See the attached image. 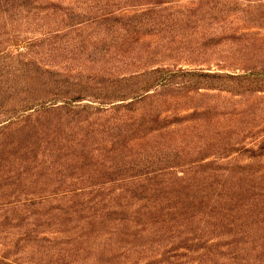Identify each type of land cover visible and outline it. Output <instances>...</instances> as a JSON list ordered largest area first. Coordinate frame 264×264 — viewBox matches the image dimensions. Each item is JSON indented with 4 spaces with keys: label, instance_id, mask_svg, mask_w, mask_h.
<instances>
[{
    "label": "rangeland",
    "instance_id": "374dc122",
    "mask_svg": "<svg viewBox=\"0 0 264 264\" xmlns=\"http://www.w3.org/2000/svg\"><path fill=\"white\" fill-rule=\"evenodd\" d=\"M0 264H264V0H0Z\"/></svg>",
    "mask_w": 264,
    "mask_h": 264
},
{
    "label": "trees",
    "instance_id": "16d2710c",
    "mask_svg": "<svg viewBox=\"0 0 264 264\" xmlns=\"http://www.w3.org/2000/svg\"><path fill=\"white\" fill-rule=\"evenodd\" d=\"M178 75H183L186 78H188V79H186V84L187 85H192V89H202V88H200V86L204 85V84H202L204 82H199L198 80L192 79V77H195V76H202L203 78H206L207 82L211 83V85H218V84H214L213 82L215 80L217 81V79H221L222 80V78H226L230 82L233 83L232 85H234L235 88H238V87L246 85L243 82V80H245L246 78H249L251 76V75L250 76H247V75H244V76H241V75H237V76H231V75L222 76V75L216 74V73L206 74V73H199V72H196V71H184V70H180V71L153 70L152 72H149V73L145 74V77L147 78V80L145 81L146 82V84H145L146 86L144 88H142L143 89L142 91L144 92V94H146V93H149V92H152V91H156L158 89L159 90L167 89L168 87H170V86H172L174 84L175 78H177ZM252 76H256V75H252ZM250 85H252V84H250ZM220 86L222 87V84ZM206 87H214V86H206ZM206 89H209V88H206ZM247 90L249 92H254L255 91V90H253V88H248ZM120 105H122V104H119L118 106H120ZM121 108H123V107H118V109H121Z\"/></svg>",
    "mask_w": 264,
    "mask_h": 264
}]
</instances>
